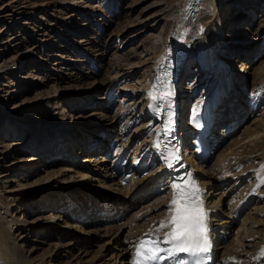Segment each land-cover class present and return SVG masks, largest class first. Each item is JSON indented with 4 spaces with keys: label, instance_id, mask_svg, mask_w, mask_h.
<instances>
[{
    "label": "bare ground",
    "instance_id": "obj_1",
    "mask_svg": "<svg viewBox=\"0 0 264 264\" xmlns=\"http://www.w3.org/2000/svg\"><path fill=\"white\" fill-rule=\"evenodd\" d=\"M120 1L121 0H104L103 2H105V5H109V8L115 9L113 4ZM236 1H238L237 3L241 2L240 0ZM263 2H260V4ZM80 3L82 4L78 7H75L73 2L68 4L70 7H75V10L73 11L75 14L68 17V19H77L79 15L82 14L84 18H88L89 20V18H93V16L99 12L96 6H92L93 8H89L91 5L86 6L87 1ZM221 3V0H179L175 6V11L167 16H163V18L172 22L173 27L171 28L172 30L170 29L171 32L170 30L168 31V36L163 39V43L160 45L161 49L157 48L158 50L156 49L154 52V72L152 76L149 77L150 79L145 80L147 83H145L146 85L140 95H134V98L139 96L140 99L137 100L135 104H132L133 106L135 105V107L133 108L132 106L127 110H119L118 113H116L117 117L120 116L123 121L127 119V129L132 126H136L133 134H137L136 137L142 138L138 141V146L134 149L133 147L128 148L125 144H119V146L123 148L117 152L114 161H111L110 163L111 165H99L96 163L95 158L99 155V153L107 155V152H109L108 149L107 152H104L105 147L103 146V141H109L108 147L112 148L116 145V142L119 139V141L125 142L123 140L124 137L122 139L116 138L112 140L111 137L104 136V131H100L98 134L95 133V138L92 139L89 135H87V133L82 134L79 130L74 129V127L73 130L65 128L63 134L58 133L53 135L50 134L48 130L46 131V129H43V127L40 126L41 123L39 124V121L41 120V117L36 112V116H28L30 117L28 123H31L28 125L31 130L29 131L32 135L31 140L30 138L26 139L24 137L25 140L20 143L16 141H5L6 151H10L9 149L21 146L23 143L27 144L28 142H32V145H34L33 143L37 144V142H39L38 140L43 143L47 142L45 146L46 149L50 151V157L55 155V159H58V161L61 162L71 158L72 156L75 158L78 155L83 156L84 154L86 156L81 159L83 163L79 166L70 165L68 170H73L72 168L76 169L77 175H79L80 178H84V176L88 173L97 174L98 180L96 181L98 182V185H94L92 183L93 185H90V187H94L98 190L105 186L103 184L105 179H110V186L106 187H108L110 192L115 193L116 196L114 197V195H111L109 192L106 193L103 191H100V194L98 191L94 194H89L88 191L86 195H89L88 197L85 196L86 201L83 206H74V210L77 212L76 214L69 215V210L64 208L63 214L61 213L54 217L50 216L48 221L51 223L56 220H62L64 217L67 219L73 218V223L70 225L65 223L63 228L56 225V222H54V224H48L49 226L45 228V232H47L46 235L52 242L50 244L46 243L48 244V248L43 249V251L38 255H36L38 249L33 248V246L28 249L25 247V244L30 241L29 234L39 236L42 229L38 230L34 226H30L28 221L24 219L23 221H20L17 215H15V211L12 210L14 202L11 203L9 201L5 204L2 203V200L0 199V264H54L55 261H60L62 262L61 264H132L135 252L134 245L145 237L146 234L156 237L157 234L155 233V228L159 226V222L165 219L167 215L168 204L172 199V191L168 183L165 184L163 190L164 192L161 196L157 194V191H154L150 196L137 197L134 195V191L139 190L147 178L151 177L155 173H158L163 168V166L154 168V165H158V163H160L154 146V141L160 128V123L158 121L159 118L152 113V109L154 107H150V104H153V101L148 96V92L151 90L152 85L154 83H158L157 77L161 78V82L162 79L167 78L166 76H170L172 81L175 80V77H179L181 108L184 114L188 113L187 108L191 103L190 101L192 96H199L194 99V102L191 103V108H189V113L191 114L192 112V118L188 121L189 124L181 126V132L185 135H182V138L191 137L192 134L197 132L198 128H196L193 117L203 113L202 111L209 103L213 92L221 89L222 86H224V95L226 98L222 107H220L221 109L216 114L218 117L215 119V126L220 122L221 124H223V122L226 123L225 119H227L228 122L226 126L228 127L227 129H229V126H232V122H234L241 113L243 114L245 111V115H253L254 113L257 114L260 106L264 102V97L262 95V90L264 89L263 65L259 68H254V89H252L251 103H245L247 106L241 105L242 102L240 97L243 95L241 94L239 86H235L234 84L236 78L235 71L238 66L237 63L240 62V64H242L240 72H244V70L247 69L246 64L248 61L251 60L252 55L258 51L252 48L253 46L255 48V45L250 46V49L244 48L245 46H248V42L246 40L250 37L248 33H251L248 27L239 26L236 29H232V34H228L229 25L225 23V17H222V8L224 6H222ZM251 3V1H248L245 4L242 2L241 8L239 7L234 17H237L236 19H244V12H248L247 7L251 6ZM258 7H260V5ZM83 8L86 9L87 12H82ZM249 11H251V9ZM259 13L261 15H259L260 23L257 25L255 33V37L257 38H255L254 41L263 40L264 42V10L259 9ZM100 14L103 18L100 19V16L95 18L94 24L98 25V29L103 32L104 27L101 21L104 20L105 17L102 13ZM126 15L127 14L124 16L126 17ZM124 16L122 18H124ZM49 26H52V29L55 31L53 25ZM63 27V30L66 31V34L64 35L65 38L73 36V29L69 28L67 22L64 23ZM82 27L88 28V25L83 23ZM46 44L47 42L43 41L42 48L48 49ZM89 45H92L90 40L82 39L79 44V49L73 53H71L70 48L66 46L61 47L63 50L55 49L47 53L48 58L49 55L52 56L46 60V64H49V61H51L53 66L52 68L54 69H49L50 76L47 75L45 78H37V80L43 82L49 81L52 79V76H57L61 73L58 69L59 67L62 69L63 67H67L70 71H76L78 75L82 74L84 77L83 80H88L90 73L96 75L100 71L102 72L103 68H101V65H103L102 63H104L106 59L98 58L97 55L93 58L91 53H88L90 50L88 48ZM198 60L202 61L203 64L200 65ZM120 61V59H116L112 65L114 71L112 69V72L108 75L106 74L105 77L108 78L109 81L119 77L120 72L123 69L122 66L128 65V63L124 64ZM88 62L89 64H87ZM88 65L89 67L87 68L86 66ZM118 66L119 68H117ZM190 66H194V69L191 67L193 70L197 69V71H195L197 72L196 74H198L199 78L196 80L193 78V80L190 81L189 88L184 89L187 90L188 93L192 92L191 96L187 93V91L186 93L185 91L183 92V88H181L182 83H184V76L186 78V75H190L187 72L190 70L186 68ZM24 69L25 66L23 62H20V60L3 62L2 65H0V85L3 83V86L7 87H27L34 90L35 86H33L31 79H34L36 75H34V77L31 75L19 76L21 72L25 71ZM113 74L115 75L113 76ZM65 76L69 79L77 75L70 72L66 73ZM61 78L62 76H59V80H62ZM20 81L28 83V85L22 84ZM98 82L99 81L94 80L92 85H88V87H93L92 89H94L96 88ZM196 84L199 85L197 86L198 89L195 87ZM84 85L82 84L80 86L79 84L74 88L79 90L85 89ZM60 88L59 83H56L54 89L57 93L60 92ZM10 93L12 94L13 92ZM5 99L4 101L0 100V108L2 109L5 104ZM83 102L84 101L81 102L79 100H75V102L70 103V105H68L65 109L70 112V116L72 117L71 126L82 124L83 116L79 113L82 111H80V106L78 105H81L82 107ZM222 108L227 111L226 116H222ZM87 109L88 108L84 111L86 112ZM5 121L6 119L2 120V124L0 122V127H3L4 124H6V127H8L6 133H8V135L5 137L2 136V139L7 137L10 138V136L16 132L15 130L20 131L21 127L22 130H24L22 125H20V127H15V125L10 124V122L7 124ZM235 122L237 123L238 121L236 120ZM232 127L229 129L230 131L236 129ZM247 133L248 135L240 141L249 138L251 139L249 142L253 143L255 142L253 137L257 136L258 138L259 136V132H255V134H250L249 132ZM56 135H60L61 137L58 139ZM77 140H79L80 143L77 142ZM183 140L185 141L184 138ZM262 141L264 143V140ZM42 142L39 143L44 145ZM54 142H56L55 144L57 145V148L53 146ZM239 143L236 144V147ZM256 143H260V141ZM87 145L91 146L93 149L91 148V150L87 148ZM217 146L218 143L215 142L214 148ZM73 147H75V149ZM261 148L262 150H257L252 154L249 153L252 151L251 149H245V157L242 156L241 152L239 153V150H228V152H225L222 156H220L218 163L215 167H213L212 171L209 172L206 170V162L210 157H208L206 161H198L196 159V155L187 158L190 170L192 174L195 175V178L202 190L204 205H206L209 221V235L213 237L217 250L216 252L218 258L216 264H264L262 263L264 261V256L261 255V249H264V185L257 188V173L264 176V172L260 171L262 166H264V145L261 146ZM36 149L37 148L34 150ZM241 150L242 149H240V151ZM120 156H126L128 160H132L134 164L133 168L147 163L149 168L147 169L148 173L146 174V177L140 178L138 175H133L134 177L131 181L128 182L127 185H124L121 179L117 178L113 173L114 166L118 163ZM228 156L232 158L231 161L228 159ZM246 157H257V160H254L255 162L252 166H255V169L251 167L253 170H250V167L248 166V170L245 169L246 167L244 168L242 166L245 171H240V174L237 172L236 174L230 173L229 170H231V162L235 161L236 164L241 165L242 161ZM21 158L23 160L24 157ZM130 165L131 162L126 165V167ZM137 168L138 167L135 169ZM101 170L106 171L107 175L105 177L107 178L102 176ZM57 173L58 171L53 174ZM230 177H237V180L234 181L225 194L221 195L217 191L218 189H216V187L218 186L215 183L225 182ZM1 194L2 191L0 190V197L5 199ZM228 194H230V199L229 201L224 202L223 199L225 197L228 198ZM69 196L67 199H69ZM5 200L8 201V198ZM246 203L250 204V208L248 209V214L242 218V227L236 233V238L229 244L227 243L224 245L223 242L230 232L227 227L229 220H225V217L229 215L230 217L232 215H236L238 217L243 205ZM109 204L111 205L109 206ZM140 204H144L143 210L133 215L127 224L125 222V224L120 225L119 228L121 229L118 228L116 231H113V229L107 227L108 222H115L117 217H120L117 214L115 215L114 212L116 210H128L129 208ZM52 206L54 205H44L41 206V209L48 211L52 208ZM87 208L89 209L88 211L91 212L90 215L89 213L87 214ZM82 213L84 218L79 217ZM232 219L233 216L230 220L233 221ZM90 220L95 223H90ZM81 223H85V228L82 227ZM90 224L94 229H86V226H89ZM164 231H167V229L162 230L159 233L161 238L163 237ZM45 232L43 234H45ZM75 250L79 252L75 254ZM65 259L66 261H64Z\"/></svg>",
    "mask_w": 264,
    "mask_h": 264
},
{
    "label": "rangeland",
    "instance_id": "obj_2",
    "mask_svg": "<svg viewBox=\"0 0 264 264\" xmlns=\"http://www.w3.org/2000/svg\"><path fill=\"white\" fill-rule=\"evenodd\" d=\"M84 1H87L86 6L91 5L89 8L96 6L99 12L96 13L93 18H89V20L88 18H84L82 14H80L77 19H68V17L75 14V12H73L75 7L80 6V4H82L80 2ZM103 1L104 0H0V65L5 61L12 62L20 60L25 66V71L21 72L19 76L31 75L34 77V75H36L34 78L35 80L31 79L33 86H35L34 90L27 87H7L3 86V83L0 85V100L4 101L6 98L3 109L0 108L1 124L2 120L6 119L5 123L8 124L10 122V124L15 125V127H20V125H22L24 129L22 130L21 127V130H15L17 133L14 131L15 133L10 136V138L7 137L2 139V136L5 137L8 135V133H6L8 127H6V124L0 127V190L2 191L1 195H3L5 199L8 198V201L3 199V197H0V199L2 203L5 204L9 201L11 203L14 202L12 210L15 211V215H17L20 221L24 219L28 221L30 226H34L38 230L42 229L39 236L29 234L30 241L25 244V247L28 249L32 246L38 249L36 255L40 254L43 249H47L48 244L52 242L48 239L46 235L47 232H45V228L49 226L48 224H54V222H56V225L63 228L65 223L68 225L73 223V218L67 219L66 217L51 223L48 221L50 216L54 217L61 213L63 214L64 208L69 210V215L76 214L77 212L74 210V206H83L86 201L85 196L88 197L90 193L94 194L98 191L100 194L103 191L106 193L109 192L111 195H114V197L116 194L110 192L108 187H106L110 186L111 183L110 179L105 177L107 175L106 171L101 170L102 176L107 179L103 181L105 186L98 190L94 187H90V185L93 184L98 185L96 181L98 180L97 174L88 173L84 178H80L79 175H77L76 169L72 168L73 170H68L70 165L79 166L83 163L81 159L86 155L81 156L78 161L75 160L76 157L73 158L72 156L61 162L55 159V155L50 157V151L47 150L45 146L47 142L43 143L38 140L44 145H41L39 142H37V144L33 143L34 145H32V142H28L27 144L23 143L21 146L6 151L5 141H16L20 143L23 142L25 138H30L31 140L32 135L29 132L31 130L28 126L31 123H28L30 120L28 116H36V112L41 117L39 121V124L41 123L40 126L53 135L58 133L63 134L65 128L73 130L74 127V129L79 130L82 134L87 133L92 139H94V135L98 134L100 131H104V136H109L112 140L116 138L122 139L124 137L123 140L125 142L119 141V139L112 148L108 147L109 141H103V146L105 147L104 152H107V149L109 152H107V155H103L102 153L97 155L95 161L99 165H111L110 163L114 161L117 152L123 148H121L119 144H125L128 148L133 147V149L138 146V141L142 137L138 138L136 137L137 134H133L136 126L127 129V119L123 121L120 116L117 117L116 113H118L119 110L129 109V107L133 106L132 104L140 100L139 96L134 98V95H140L146 85L145 83H147L145 80L150 79L149 77L152 76L155 68L153 66L155 60L154 52L157 48L161 49L160 45H162L163 39L168 36V31L173 27L172 22L163 18V16L173 13L179 0H121L113 4L115 9L109 8V5H105ZM240 1V3H237L238 1L236 0H221V4L224 6L222 8V17H225L224 21L229 25L228 34H232V29H236L239 26L248 27L251 33H248L250 37L246 40L248 46L244 48L250 49V46L255 45L256 47L254 48L253 46L252 48L258 51L252 55L248 63L246 62L247 69L244 70V72H240L242 64H240V62L237 63L238 66L235 71L236 78L234 84L241 89L240 91L243 96L240 97V100L243 106L247 103L250 104L252 101L251 94L253 92L252 89H254V68H259L264 65V42L263 40L254 41V39L257 38L255 37L257 25L260 23L261 15L259 9L264 10V0ZM248 1L252 3L251 6L247 7L248 12H244V19H236L237 17H234L236 11L239 7L241 8L242 2L245 4ZM72 2L75 7L68 6V4ZM260 2L263 3L260 4ZM259 5L260 7H258ZM250 9L251 11H249ZM85 11L87 12V10L83 8L82 12ZM100 13H102L106 19L101 21L104 27L103 32L98 29V25L94 24L95 18L99 16L100 19L103 18ZM125 14H127L126 17L124 16ZM123 16L124 18H122ZM66 22L69 28L73 29L74 32L73 36L69 35L71 36L70 38H65L64 36L66 31L63 30V25ZM83 23H86L88 28H83ZM49 25H53L55 31L52 29V26ZM82 39L90 40L92 45L88 46L90 49L88 53H91L93 58L97 55L98 58L106 59V61L102 63L103 65H101V68H103L102 72L100 71L101 73L99 72L96 75L90 73L88 80H83L84 77L82 74L78 75L76 71H70L67 67H63V69L59 67L58 69L61 73L57 76H52V79L49 81L43 82L37 80V78H45L47 75L50 76L49 69H54L52 68L51 61H49V64H46V60L52 56L49 55L48 58L47 53L55 49L63 50L61 47L64 46L70 48L71 53H73L79 49V44ZM41 41L47 42L46 45L48 49L42 48ZM116 59H120V62L124 64L128 63V65L122 66L123 69L119 77L109 81L105 76L112 72V65ZM87 64H89V62ZM86 67L88 68L89 65ZM191 67L194 69V66L186 67L190 70L187 71L190 75H186V78L184 76V83H182V91H185V93L187 90L184 89L189 88L190 81L193 80V78L195 80L199 79L198 74H196L197 69H195V71L191 69ZM117 68H119V66ZM70 72H73L77 76L67 79L65 74ZM114 75L115 74H113V76ZM59 76H62V80H59ZM91 79L99 81L94 89H92L93 87H88V85H92L94 81ZM20 82L28 85V83H24L23 81ZM56 83H59L61 87L59 93L54 89ZM79 84L80 86L86 84L84 85L85 89L79 90L74 88ZM197 86L199 85H195L198 89ZM10 92L13 93L11 94ZM188 94L191 96L192 92ZM262 95L264 97V89L262 90ZM197 97L199 96H192L193 100L191 99L190 102L193 103L194 99ZM75 100L84 101L82 107L78 105L80 106V111H82L79 113L83 116V122L80 125L71 126L72 117L70 116V112L65 109L70 103L75 102ZM134 107L135 105L133 108ZM86 108L88 109L85 112L84 110ZM189 108H191V105L187 108V111ZM244 112L236 119L239 125L235 122L236 120L234 121L238 126L237 130L230 131L227 129V119H225L226 123L223 122V124L219 126L216 136L218 146L213 149V155L211 153L210 156H208L210 159L206 163L207 172L212 171L213 167L218 163L220 156L228 152V150H239V153L241 152L243 157H245V149H251L252 151H247L250 154L255 153L257 150H262L261 146L264 145L262 141L264 140V102L260 106L257 114L245 115ZM223 115L226 116L227 111L223 110L222 116ZM234 122H232V124ZM247 132L250 134L259 132L258 138L257 136L253 137L255 140L252 138L255 142L250 143L249 140L251 139L249 138L240 141L248 135ZM56 137L59 139L61 136L56 135ZM259 138L262 139L260 140ZM259 141L260 143H256ZM56 142L53 143V146L57 148ZM77 142H79V140H77ZM237 143L239 144L236 147ZM35 148L37 149L34 150ZM87 148L91 149L92 147L87 145ZM237 148L242 150L240 151V149ZM21 157H24L23 160ZM255 158L246 157L241 165L232 161L231 170H229L230 173L236 174L237 172L240 174V171H245V167V169L248 170L249 167L250 170H253L252 168L255 169V166L252 167L255 162L254 160H257V157ZM228 159L231 161L232 158L228 156ZM57 171V174H53ZM236 180L237 177H230L225 182H216L215 184L218 186L216 187V189H218L217 191L221 195L225 194ZM88 191L89 194L86 195ZM68 196L69 199H67ZM229 196L230 194H228V198L225 197L223 199L224 202L229 201ZM44 205L54 206H52L50 210L44 211L45 209H41V206ZM110 205L111 204H109V206ZM143 205L144 204L135 205L128 210H116L114 212L115 215L117 214L120 217H117L115 222H108L107 227L116 231L120 225L125 224V222L127 224L133 215L142 211ZM88 210L87 208V214L89 213L90 215L91 212ZM248 212L249 211H246L242 218H244ZM232 216L233 218L237 217L236 215ZM79 217L84 218L83 213ZM231 217L230 215L225 217V220L230 221L227 223L230 232L228 231L229 234L223 242L224 245L232 242V240L236 238V233L242 227V219L239 223H236L233 219V221L230 220ZM91 222L95 223L90 220V223ZM81 225L85 228V223H81ZM91 228L94 229L91 224L86 226V229ZM44 232L45 234H43ZM78 252L79 251L75 250V254ZM64 261H66V259ZM58 263L61 264L62 262H54V264ZM262 263H264V261Z\"/></svg>",
    "mask_w": 264,
    "mask_h": 264
},
{
    "label": "snow or ice",
    "instance_id": "obj_3",
    "mask_svg": "<svg viewBox=\"0 0 264 264\" xmlns=\"http://www.w3.org/2000/svg\"><path fill=\"white\" fill-rule=\"evenodd\" d=\"M152 85L148 92L149 98L153 101L150 107L161 109L163 104L171 108V88L161 82ZM161 102V103H157ZM168 120L163 126V135L166 137L171 133L173 114L168 112ZM194 122L196 117H193ZM197 127L199 124L197 123ZM155 147L161 149V154L168 167L173 166V159L179 160L178 149L169 151L166 143L157 138ZM261 172H264L262 166ZM257 188L264 185V176L257 173ZM172 199L168 204V211L165 219L159 222L155 228L157 234L155 238L141 239L134 245V264H160L165 259L173 258L177 253H186L191 257L198 258L195 264H203L202 254H206L210 249L209 229L207 225V211L204 206L202 190L191 172L185 177H180L177 182L171 185ZM163 237L159 236L162 230ZM147 235V234H146ZM168 245V247H162ZM264 256V249H261ZM183 264V262H181Z\"/></svg>",
    "mask_w": 264,
    "mask_h": 264
}]
</instances>
